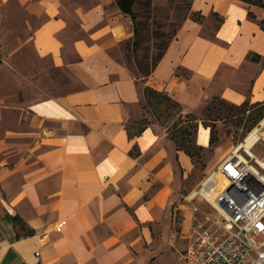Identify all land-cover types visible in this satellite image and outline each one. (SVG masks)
I'll list each match as a JSON object with an SVG mask.
<instances>
[{
  "label": "crops",
  "instance_id": "obj_1",
  "mask_svg": "<svg viewBox=\"0 0 264 264\" xmlns=\"http://www.w3.org/2000/svg\"><path fill=\"white\" fill-rule=\"evenodd\" d=\"M192 12L143 79L113 53L135 36L115 0H0V48L26 29L38 75L58 82L0 134V264H158L165 237L190 234L191 211L173 222L195 161L167 128L142 124L144 89L184 116L214 97L264 102L263 62L252 60L264 56V9L194 0ZM211 139L200 122L197 144Z\"/></svg>",
  "mask_w": 264,
  "mask_h": 264
},
{
  "label": "rangeland",
  "instance_id": "obj_2",
  "mask_svg": "<svg viewBox=\"0 0 264 264\" xmlns=\"http://www.w3.org/2000/svg\"><path fill=\"white\" fill-rule=\"evenodd\" d=\"M151 1L150 24L154 32L161 33L158 37H152V53L156 55L159 52V45L180 29L187 18L194 16L192 12L194 0ZM143 7L140 4L137 11L143 13L141 10ZM6 40L0 48V111L5 110L2 114L8 119L0 124L1 135L7 130L15 129L13 120L14 116L18 115L19 105L47 96L50 94L48 89L58 83L53 77L38 75L40 63L36 59L32 43L28 42L29 35L26 29H10ZM133 40L134 38L119 45L113 53L135 74H138L137 68L132 63ZM259 62H263L264 66V56ZM58 79L57 77L56 80ZM144 92L142 124H157L167 128L172 132V136L176 134L175 138L182 142L184 147L190 149L192 154L194 153L195 169L182 180L179 202L183 210L177 212L174 225L179 227L182 220L181 213L186 209L191 211L193 216L196 206L205 213L218 216L217 211L207 200L201 195L193 198V195L201 189L203 183L218 166L230 158L256 129L260 132L261 140L252 148V154L258 158L264 157V102L257 104L247 102L237 106L214 97L194 114L196 120L193 121V114L192 117L183 116L171 103L161 102L160 99L149 95L147 89H144ZM200 122L211 129L213 143L211 142L209 148L197 144V133L194 137L187 135V133H195L196 130L198 132ZM197 146L204 149L199 150ZM240 155L248 157L245 149L240 150ZM189 236L188 233H181L178 235L180 237L178 242H175L171 236L165 237V251L159 250L151 257L156 259V256L161 255L158 264H184L183 256L190 245ZM171 240H174L176 246L171 244Z\"/></svg>",
  "mask_w": 264,
  "mask_h": 264
},
{
  "label": "built area",
  "instance_id": "obj_3",
  "mask_svg": "<svg viewBox=\"0 0 264 264\" xmlns=\"http://www.w3.org/2000/svg\"><path fill=\"white\" fill-rule=\"evenodd\" d=\"M246 154L235 151L193 195L218 216L194 208L184 264H264V157Z\"/></svg>",
  "mask_w": 264,
  "mask_h": 264
},
{
  "label": "trees",
  "instance_id": "obj_4",
  "mask_svg": "<svg viewBox=\"0 0 264 264\" xmlns=\"http://www.w3.org/2000/svg\"><path fill=\"white\" fill-rule=\"evenodd\" d=\"M117 6L120 8L121 11L124 12V14L131 17L133 24H134V40L132 41V63L138 70V76L140 75L141 78L146 79L149 76L153 74V72L156 69V66L159 65L161 60L164 58L168 48L170 47L172 41L177 38V31L172 33L170 36L167 37V39L159 45L158 54L152 53V37H158L161 35V33L154 32L152 28V24H150L151 18H152V1L151 0H115ZM245 2L251 6H260L264 9V0H245ZM143 5L144 7L141 9L143 13L137 11L138 6ZM194 16H196L194 14ZM250 16L253 17V13L250 12ZM261 26L264 29V20L261 21ZM158 46V45H157ZM253 61L259 62L261 60V56H253ZM149 95H152L158 99H160L161 102H169L171 103L175 108L179 110V113L183 115L182 107L179 103L174 101L171 97H169L167 94L154 92V90L147 88ZM184 116V115H183ZM187 116V115H186ZM192 117L191 115H188ZM193 115V121L194 119ZM207 125V124H206ZM209 126V125H207ZM197 133V130L195 133H187L190 137H194ZM176 135V134H175ZM175 135H173V139L177 140L178 147L182 150H186V152L189 155H193L194 159V153L190 151L187 147H184L182 145V142H179L178 139L175 138ZM181 141V140H180ZM213 143V139L211 141ZM199 150L204 149L202 147L197 146Z\"/></svg>",
  "mask_w": 264,
  "mask_h": 264
},
{
  "label": "bare ground",
  "instance_id": "obj_5",
  "mask_svg": "<svg viewBox=\"0 0 264 264\" xmlns=\"http://www.w3.org/2000/svg\"><path fill=\"white\" fill-rule=\"evenodd\" d=\"M264 124V122H263ZM260 132L258 129H256L254 132H252L249 137L247 138L246 142H244L242 144V146H240L237 150H236V153L237 155H240V150L241 149H245L246 152L252 154V148L254 146H256V144L260 141ZM211 197V200L214 199L215 197V191L213 189V191L208 195Z\"/></svg>",
  "mask_w": 264,
  "mask_h": 264
}]
</instances>
